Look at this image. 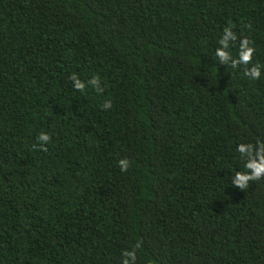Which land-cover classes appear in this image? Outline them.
<instances>
[{"label":"trees","instance_id":"16d2710c","mask_svg":"<svg viewBox=\"0 0 264 264\" xmlns=\"http://www.w3.org/2000/svg\"><path fill=\"white\" fill-rule=\"evenodd\" d=\"M229 21L264 66V0H0V264H264V180L231 183L264 67L219 64Z\"/></svg>","mask_w":264,"mask_h":264},{"label":"clouds","instance_id":"9594fccd","mask_svg":"<svg viewBox=\"0 0 264 264\" xmlns=\"http://www.w3.org/2000/svg\"><path fill=\"white\" fill-rule=\"evenodd\" d=\"M234 24L229 21L228 26L223 29L221 38L218 41V47L215 50V57L219 60V64L232 69H239L243 67V75L251 81H258L262 78V66L260 63H254L256 48L254 42L248 37L239 38V45L236 54L233 55L231 49L236 47L238 37L233 31ZM69 79L73 82V88L78 92H85L88 85L97 93H103L104 89L101 87V80L98 75L92 76L90 80L85 83L79 76L73 73ZM102 108L109 110L112 108V102L106 101ZM52 143V137L47 132H41L37 136V144L33 145V149H38L42 152H47V145ZM236 151L240 154L243 160V171H236L235 175L231 177V183L234 187L247 191L251 183H256L264 180V142L257 141V143H240L237 145ZM120 171L126 173L131 167V161L128 158L120 159L118 162ZM140 245L138 244L137 247ZM124 259L122 264H137V256L135 250H125L122 253Z\"/></svg>","mask_w":264,"mask_h":264}]
</instances>
